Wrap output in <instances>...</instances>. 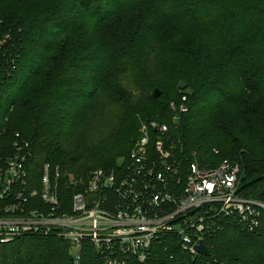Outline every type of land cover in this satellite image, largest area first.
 <instances>
[{
	"label": "trees",
	"instance_id": "obj_1",
	"mask_svg": "<svg viewBox=\"0 0 264 264\" xmlns=\"http://www.w3.org/2000/svg\"><path fill=\"white\" fill-rule=\"evenodd\" d=\"M143 6V28L118 40L114 59L116 83L127 77L145 101L116 130L74 150L79 121L100 92L93 80L104 71L106 58L92 48L95 29ZM169 20L184 38L177 67L155 57L163 42L157 25ZM83 32L87 48L72 58L69 40ZM0 64V127L29 141L34 175L44 163L59 166L64 180L115 167L139 137L140 118L169 120L170 103H184L174 129L184 150L210 165L237 162L241 192L264 202V0H0ZM206 244L209 255L197 259L155 247L153 264H264V212L254 232L225 222ZM81 257V264H103L88 245ZM0 264L74 262L66 241L28 235L0 243Z\"/></svg>",
	"mask_w": 264,
	"mask_h": 264
},
{
	"label": "built area",
	"instance_id": "obj_2",
	"mask_svg": "<svg viewBox=\"0 0 264 264\" xmlns=\"http://www.w3.org/2000/svg\"><path fill=\"white\" fill-rule=\"evenodd\" d=\"M170 108L169 120L140 118L139 137L115 167L65 180L50 163L34 175L29 141L0 127V243L53 236L70 245L74 264H81L83 245L103 264H153L158 246L206 257L196 245L208 249L225 222L254 232L264 202L241 192L240 165H210L185 151L174 129L187 107Z\"/></svg>",
	"mask_w": 264,
	"mask_h": 264
},
{
	"label": "rangeland",
	"instance_id": "obj_3",
	"mask_svg": "<svg viewBox=\"0 0 264 264\" xmlns=\"http://www.w3.org/2000/svg\"><path fill=\"white\" fill-rule=\"evenodd\" d=\"M13 2L8 1V4L11 5ZM147 11L148 7L143 6L133 11L119 13L95 29V42L92 48L96 47L95 56L101 54L106 58L102 63L104 71L102 76L95 77L93 80L96 86L99 85L100 92L91 101L79 121L73 138L74 150L82 149L91 142L95 143L96 140L100 141L107 134L116 130L121 120L127 117L129 110L135 104L145 101L144 90L139 89V86L133 84L127 77L121 79L120 86L116 83L117 67L114 54L117 49L121 48V43L118 40L122 36H131L143 28L141 26L143 16ZM157 29L162 32L163 42L157 49L156 60L166 66L172 62L177 67L179 59L175 58V53L184 39L179 34L181 30L179 23L169 20L158 23ZM87 42V32L71 36L69 44L72 47V58L85 52ZM174 75L176 78L180 76L179 69L175 70Z\"/></svg>",
	"mask_w": 264,
	"mask_h": 264
},
{
	"label": "water",
	"instance_id": "obj_4",
	"mask_svg": "<svg viewBox=\"0 0 264 264\" xmlns=\"http://www.w3.org/2000/svg\"><path fill=\"white\" fill-rule=\"evenodd\" d=\"M161 94L160 90L155 88L153 91V96L158 97ZM196 249L203 255L208 256L209 250L204 246L202 242H199L198 245H196Z\"/></svg>",
	"mask_w": 264,
	"mask_h": 264
}]
</instances>
